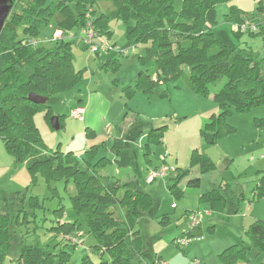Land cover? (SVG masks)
Returning <instances> with one entry per match:
<instances>
[{"label":"rangeland","instance_id":"374dc122","mask_svg":"<svg viewBox=\"0 0 264 264\" xmlns=\"http://www.w3.org/2000/svg\"><path fill=\"white\" fill-rule=\"evenodd\" d=\"M14 2L20 4L19 0ZM89 2L94 16L105 18L111 34L108 42L113 48L108 54L96 58L83 44L72 45L74 69L79 72L76 87L54 93L47 110L33 116L43 146L49 152L63 156L70 154L81 161L87 160V151L93 152L92 148L97 146L95 162L102 158L114 161L111 148L118 141L129 149L133 156L130 167L118 169L112 162L101 175L112 183L115 180L118 183L134 182L136 189L150 198L146 216L135 226V231L140 233L143 254L133 264H226L219 258L225 249L237 245L250 250V241L245 235L247 225L264 221V198H258L256 189L264 178V160L260 158L264 154L261 119L264 118V107H254L244 113L232 107L227 123L235 132L206 147L200 130L205 120L218 113L219 107L212 95L226 80L222 79L211 87V95L204 97L187 87L188 70L185 69L184 77L159 86L161 97L151 98L141 92L127 93L126 88L134 79L147 72V67L138 58L145 55L148 44L134 46L129 43L127 35L135 23L118 19L112 0ZM182 3L183 0H175L176 12H180ZM260 3L264 0H229L217 4L211 31L228 48L250 49L264 68V15L257 12ZM15 11L18 12L17 7ZM236 11L240 19L254 20L258 32L253 35L237 32V23L232 17ZM52 31L51 27H41L37 39H49ZM50 46L49 42L43 43V47ZM77 106L84 109L83 119L97 130L98 136L94 140L87 136L84 120L70 117ZM46 112L51 117H60L58 124L62 128L54 130L44 118ZM194 151L208 156L214 168L201 175L197 167H191ZM159 167L176 173L148 182L150 172ZM185 171L188 174L178 185L184 193L175 197L170 191L171 179L178 172ZM194 178L200 179L199 189L186 188L187 181ZM219 189H230L236 200L231 201L224 195L223 212L210 218L205 216L204 209L199 210L202 217L200 230L194 231L195 238L182 247L177 246L176 240L173 243L176 237L182 236L183 229L188 228L186 218L182 216L187 211L201 208L198 206L202 205L199 204L200 196ZM78 191L71 179L67 183L59 180L47 184L41 175L33 177L25 165L15 162L0 140V214L10 215L13 221L8 227L12 247L0 257V264H24L20 256L22 249L35 253L41 246L47 247L54 255L61 251L69 255V260L63 263L53 258L55 264H78L85 255L94 264L102 259L109 261L107 254L102 258L98 252L91 251L96 241L88 234L84 217L76 215L71 203V197ZM239 192L241 195L237 200ZM111 211L116 219L123 220L124 213L119 205L112 207ZM58 223H75L78 230L58 235L55 230ZM251 253L254 255L255 250Z\"/></svg>","mask_w":264,"mask_h":264},{"label":"trees","instance_id":"16d2710c","mask_svg":"<svg viewBox=\"0 0 264 264\" xmlns=\"http://www.w3.org/2000/svg\"><path fill=\"white\" fill-rule=\"evenodd\" d=\"M11 1V10L0 32V140L15 162L25 165L33 177L41 175L47 184L59 180L67 183L71 179L78 186V193L71 197L73 210L76 215L84 217L88 234L96 241L91 251L98 252L102 258L104 254L109 257V261L102 259L98 264H133L143 254L140 233L135 231V226L148 212L149 196L138 191L134 182L119 184L115 180L112 183L108 177L102 176V170L112 162L107 158L95 162L97 146L92 148L93 152L87 151L88 158L86 156L84 161L70 154L63 156L49 152L33 123V116L47 110L54 93L76 87L79 72L73 65L74 41H61L50 47H32L29 40L40 36L41 27L58 29L65 34L77 32L85 24L84 11L90 2L19 0L18 5ZM227 1L183 0L180 12H176L175 0H112L118 19L124 23L130 20L135 23L127 35L129 43L134 46L148 44L145 55L138 58L147 67V72L134 79L126 88L127 93L141 92L151 98L161 97L159 86L184 77L185 69L188 70L187 87L204 97L211 95V87L222 79L226 80L212 95V100L219 107L218 113L205 120L200 130L206 147L235 132L227 123L232 107L242 113L254 107H264L261 60L250 49L224 46L211 31L214 7ZM257 12L264 15V3H260ZM232 15L235 24L242 22L238 11ZM93 24L97 33L108 40L111 34L105 18L95 17ZM29 94L46 98L47 102L44 105L33 104L28 100ZM44 118L50 123L52 117L46 112ZM57 118L60 122V117ZM59 127L62 128L61 124ZM87 136L90 139L95 137L91 131ZM118 142L111 148L115 158L113 163L118 169L128 168L133 164V156ZM191 167H197L203 175L214 168V164L205 154L194 151ZM187 174L188 171L178 172L171 179L170 191L175 197L184 193L178 185ZM199 187V178L189 179L186 183L188 189ZM256 189L258 198H264V178ZM227 198L236 200L235 194ZM199 202L208 205L213 212L222 213L226 196L213 190L200 196ZM116 205L123 210L122 221L116 219L111 211ZM12 223L10 215L0 214V257L12 247V237L8 233ZM57 225L58 235L78 230L75 223ZM245 235L250 241V250L231 246L219 255L220 261L226 264H264V221L252 222ZM43 247L35 253L22 249L20 256L24 264H55L56 259L53 258L62 260L61 263L69 260L64 251L54 255ZM252 250H255L254 255ZM78 264L94 263L85 255Z\"/></svg>","mask_w":264,"mask_h":264},{"label":"built area","instance_id":"2783aa9c","mask_svg":"<svg viewBox=\"0 0 264 264\" xmlns=\"http://www.w3.org/2000/svg\"><path fill=\"white\" fill-rule=\"evenodd\" d=\"M94 10L91 5L85 7L84 11V26L77 32L64 33L61 30H53L49 39H31L29 40V45L32 47L43 46L44 42H49L55 44L61 41H74L83 44L86 47L92 57L100 56V54H105L111 52L113 46L110 45L108 40L101 35H99L94 27ZM235 29L239 33H256L258 32V27L254 24V20L245 18L240 24L235 25ZM80 33L81 36L78 35ZM84 115V109L77 106L74 110L71 111L70 117L77 121H82ZM264 160V154L260 157ZM175 171H169L164 167L156 168L154 171H151L148 175L147 181L152 182L154 180L166 178L169 174L174 173ZM201 214L200 211H191L186 214L185 218L188 223V228L183 229L182 236L177 237L176 244L177 246L187 245L192 238L194 237V231L198 228L201 223ZM195 238V237H194ZM191 264H202L199 262H192Z\"/></svg>","mask_w":264,"mask_h":264},{"label":"water","instance_id":"95a60500","mask_svg":"<svg viewBox=\"0 0 264 264\" xmlns=\"http://www.w3.org/2000/svg\"><path fill=\"white\" fill-rule=\"evenodd\" d=\"M11 7H12L11 0H0V32H1V29L3 28L5 20L7 19L9 15ZM28 100L36 105H44L47 102L46 98H43L36 94H29ZM50 125L56 131L60 129L57 117H52L50 119ZM240 195H241V192L237 193V197H239Z\"/></svg>","mask_w":264,"mask_h":264},{"label":"crops","instance_id":"0c3cea01","mask_svg":"<svg viewBox=\"0 0 264 264\" xmlns=\"http://www.w3.org/2000/svg\"><path fill=\"white\" fill-rule=\"evenodd\" d=\"M245 18H248V17H244V19ZM41 40H43L44 38H40ZM74 42H75V44H78V42H76V40H74ZM100 56H98L97 58H99ZM81 100V99H80ZM89 108V107H88ZM89 114V113H88ZM87 116V115H86ZM89 116V115H88ZM86 118V117H85ZM262 119V124L264 125V118H261ZM84 120V122L86 123V129H88V131H91L92 133H94V135H95V137H94V139L95 138H97V136H98V132H97V130H95V129H93V126L87 121V119H83ZM82 120V121H83ZM93 139V140H94ZM111 162H113V161H111ZM104 176V175H103ZM182 181V180H181ZM126 183V182H125ZM119 184H124V182L123 181H120V183ZM180 184V183H179ZM182 190V189H181ZM183 191V190H182ZM215 191H217L220 195H222V196H224V195H226V196H230V195H232L233 193H232V191L230 190V189H219V190H215ZM200 204V203H199ZM198 206H201V208H197L196 209V211H199V210H205V211H203V213H205V216L207 217V218H210V217H212L213 216V214H215L216 212H213V211H211L210 210V208H209V206L208 205H206V204H202V205H198ZM187 212H189V211H187ZM182 217H184L185 218V216L183 215ZM183 219V218H182ZM60 224H62V223H60ZM251 223H248V225L247 226H249ZM244 228H246V227H244ZM197 229H199L200 230V226H199V228H197ZM177 238V237H176ZM175 238V239H176ZM174 239V240H175ZM81 241V243H82V240H80ZM81 246V245H80ZM80 246H78V248L80 247Z\"/></svg>","mask_w":264,"mask_h":264}]
</instances>
